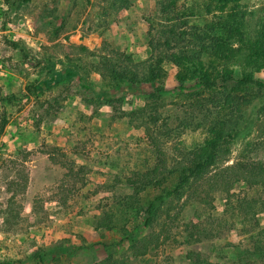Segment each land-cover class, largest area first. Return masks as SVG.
<instances>
[{
	"label": "rangeland",
	"instance_id": "obj_1",
	"mask_svg": "<svg viewBox=\"0 0 264 264\" xmlns=\"http://www.w3.org/2000/svg\"><path fill=\"white\" fill-rule=\"evenodd\" d=\"M263 206L264 0H0V264H264Z\"/></svg>",
	"mask_w": 264,
	"mask_h": 264
},
{
	"label": "trees",
	"instance_id": "obj_2",
	"mask_svg": "<svg viewBox=\"0 0 264 264\" xmlns=\"http://www.w3.org/2000/svg\"><path fill=\"white\" fill-rule=\"evenodd\" d=\"M156 28V30L159 28V25L157 24L156 27H151V29ZM160 28L164 29V26H160ZM159 28V29H160ZM173 30V26H170V28H167V31H163V35L164 38H156L155 35H153L154 33H152V31H149V41H148V47L150 49L151 52V58L154 62H158L161 63L162 60L166 57H168L166 54L169 53L170 51L172 52L174 50V47H176L179 44V39L174 36V34L169 33L172 32ZM157 33V32H156ZM198 41H201L202 38H198ZM204 52H200V54H203ZM107 59L105 61H100L96 64V71H98V75H101L102 78H104V76L110 77L111 78V82L115 81V82H127L128 84H131L133 86H137L139 85V81L135 80L134 78V74H131L129 71H124V72H115L112 69V72H108V68H114L117 67L113 62L109 61L108 58H104ZM153 69L150 72L151 75V81H155L157 80L158 76H160L161 74V69L159 67H156L155 65L152 66ZM106 74V75H104ZM224 81H226V78L222 79ZM245 83V82H244ZM244 83H242V81H239L238 85L239 86H247ZM104 91V90H103ZM236 98V97H235ZM218 142L217 141H213L210 143L209 145V154L206 157L207 161L213 159L214 153L216 151ZM205 167V164L203 162H196L194 164H192V167L188 170L189 174L188 175H183V176H179L178 178V186H184L187 181L193 177L194 175H196L197 173H199L203 168ZM153 184H156L155 181L153 180H149L147 182H144L143 185L140 186L141 189H145L146 187L149 188L151 187ZM139 189V188H138ZM264 207V206H263ZM152 211V206H150L149 208V215ZM148 220V219H147ZM108 229H111V226H107ZM264 231V230H263ZM256 254L257 257L259 259L262 260V262H264V248L262 246L261 248H256ZM259 251V253H258ZM197 263H201V261L197 258Z\"/></svg>",
	"mask_w": 264,
	"mask_h": 264
}]
</instances>
